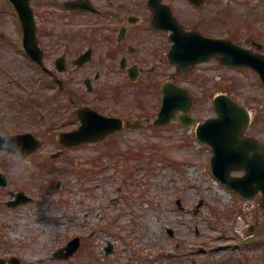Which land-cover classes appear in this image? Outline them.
<instances>
[{"label":"rangeland","instance_id":"374dc122","mask_svg":"<svg viewBox=\"0 0 264 264\" xmlns=\"http://www.w3.org/2000/svg\"><path fill=\"white\" fill-rule=\"evenodd\" d=\"M224 11L225 17L243 14L242 8ZM0 30L13 47L10 52L7 39L0 43V65L5 64L0 66V133L31 131L45 139L26 161L0 150V170L10 179L0 187L1 255H17L24 264H191L190 257L199 264H246L242 257L264 263L260 196L245 200L213 175L212 149L197 138L195 125L175 120L64 148L56 139L55 115L44 116L40 70L10 61L20 47L19 21L2 18ZM195 72L206 76L210 89L205 95L192 84L197 120L216 115L210 97L225 92L251 110L246 134L264 142V85L258 75L246 68L222 69L216 61ZM178 80L186 85L184 78ZM19 95L27 96L30 107L21 108ZM20 188L33 200L9 206V190ZM257 233L260 240L246 242ZM76 235L81 246L72 256L52 258ZM109 243L112 252L106 251Z\"/></svg>","mask_w":264,"mask_h":264},{"label":"flooded vegetation","instance_id":"af4514ba","mask_svg":"<svg viewBox=\"0 0 264 264\" xmlns=\"http://www.w3.org/2000/svg\"><path fill=\"white\" fill-rule=\"evenodd\" d=\"M28 7L36 21L40 51L23 43L24 29L16 0H0V19L12 17L19 21L16 40L20 47L19 51L14 50L10 61L40 70L44 116L55 115L57 131L77 128V110L86 107L121 119L124 127L114 134L151 125L162 105L166 82L191 92L193 113L196 95L192 84L201 87L205 95L210 90L206 88V76L196 75L195 71L211 61L222 69L236 67L224 65L219 56H213L181 72L170 59V51L176 38L187 33L229 38L264 54V0H29ZM237 8L243 9L242 15L224 16V10ZM177 27L184 35L175 33ZM4 35V31L0 32V43L7 39L5 46L12 52L9 37ZM32 53L42 59V64ZM179 77L184 78L186 85ZM27 87H23L25 93ZM18 100L21 108L28 107L26 95H19ZM44 142L42 139V146ZM20 190L23 189L9 190L12 199ZM0 256L7 259L11 255ZM190 260L191 264H199L195 257ZM240 260L251 264L248 257Z\"/></svg>","mask_w":264,"mask_h":264},{"label":"water","instance_id":"95a60500","mask_svg":"<svg viewBox=\"0 0 264 264\" xmlns=\"http://www.w3.org/2000/svg\"><path fill=\"white\" fill-rule=\"evenodd\" d=\"M22 17L25 30V45L32 50L40 51L36 38V23L32 10L28 7L29 0H16ZM158 24V18H156ZM166 28H169L166 26ZM175 33L184 35L177 27ZM176 44L170 52V58L180 65V70L189 68L191 63L209 59L212 55L221 54L223 62L234 63L256 68L264 82V58L248 50L235 46L232 50L225 49L228 44L226 39L206 38L198 33L186 34L183 38H176ZM163 105L156 119V124H167L174 117L182 120L183 124L192 123L194 120L187 115L177 114L178 110L188 112L191 97L183 88L165 84ZM215 107L218 117L209 118L197 128L198 137L208 142L214 155L211 160L212 169L222 182L239 191L244 197L251 198L262 193L260 204L264 206V144L250 137H244L243 131L251 122V114L247 107L236 103L229 95L219 94L215 98ZM82 124L79 129L63 132L58 138L66 145H76L87 141H98L108 133L120 127V123L113 122V118L103 116L97 111L84 108L79 110ZM39 142L31 135H0V148L13 151L18 157L28 156L36 149ZM235 169H244L242 176L232 175ZM0 183L7 185L6 176L0 172ZM21 191L19 200L10 202L17 206L30 199H22ZM202 201H200V204ZM80 246V238L75 237L64 247L55 252V257L67 258L74 254ZM108 251L111 247L107 248ZM5 260L0 258V264ZM10 264H21L18 257H11Z\"/></svg>","mask_w":264,"mask_h":264}]
</instances>
